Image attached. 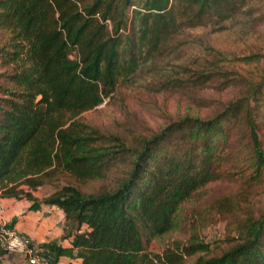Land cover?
I'll return each mask as SVG.
<instances>
[{
  "label": "trees",
  "instance_id": "trees-1",
  "mask_svg": "<svg viewBox=\"0 0 264 264\" xmlns=\"http://www.w3.org/2000/svg\"><path fill=\"white\" fill-rule=\"evenodd\" d=\"M144 1L139 26L129 32L131 0H0V197L29 200L32 211L43 205L63 211L61 239L38 246L48 264L63 257L82 264H181L209 250L177 244L155 254L145 239L166 234L177 208L222 176L243 110L252 177L264 182V146L249 105L264 81L246 106L232 102L209 120L186 116L134 146L78 122L178 31L228 18L239 0ZM119 163L128 168L123 175L95 191L67 183L42 200L34 195L59 171L87 184L109 180ZM15 223L0 225V236ZM236 229L237 243L195 264H264V209ZM7 254L0 239V264Z\"/></svg>",
  "mask_w": 264,
  "mask_h": 264
},
{
  "label": "rangeland",
  "instance_id": "rangeland-1",
  "mask_svg": "<svg viewBox=\"0 0 264 264\" xmlns=\"http://www.w3.org/2000/svg\"><path fill=\"white\" fill-rule=\"evenodd\" d=\"M131 1L129 32L139 26L137 12L144 11L145 2ZM263 79L264 0H239L228 18L214 17L209 24L178 31L161 54L143 58L135 74L121 80L110 97L77 120L88 132L97 130L134 146L186 116L209 120L225 112L232 102L246 106L252 89ZM249 105L264 146V83ZM240 113L232 126L229 162L222 176L177 208L173 226L166 234L145 239L149 252L162 254L177 244L208 245L209 250L186 256L181 263L195 264L199 258L219 255L237 243V225L248 217L257 218L263 211L264 182L252 177L253 151L244 110ZM119 164L109 180L87 184L59 171L54 181L39 187L34 195L42 200L67 183L85 192L95 191L123 175L128 168ZM13 254L28 264L24 256Z\"/></svg>",
  "mask_w": 264,
  "mask_h": 264
},
{
  "label": "crops",
  "instance_id": "crops-1",
  "mask_svg": "<svg viewBox=\"0 0 264 264\" xmlns=\"http://www.w3.org/2000/svg\"><path fill=\"white\" fill-rule=\"evenodd\" d=\"M31 204L32 202L26 199L0 198V225L9 224L16 219L14 230L29 236L36 246L52 240H60L65 224L63 211L46 205L38 211H32L29 209ZM62 243L64 246H70V240ZM15 256L13 253H8L4 258V264H27ZM59 264H82V262L79 259L63 257Z\"/></svg>",
  "mask_w": 264,
  "mask_h": 264
},
{
  "label": "built area",
  "instance_id": "built-area-1",
  "mask_svg": "<svg viewBox=\"0 0 264 264\" xmlns=\"http://www.w3.org/2000/svg\"><path fill=\"white\" fill-rule=\"evenodd\" d=\"M0 239L8 253L24 256L28 264H48L47 260L40 256V249L29 236L13 229L3 231Z\"/></svg>",
  "mask_w": 264,
  "mask_h": 264
}]
</instances>
